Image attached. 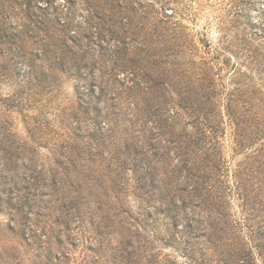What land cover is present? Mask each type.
Listing matches in <instances>:
<instances>
[{
  "label": "trees",
  "instance_id": "obj_1",
  "mask_svg": "<svg viewBox=\"0 0 264 264\" xmlns=\"http://www.w3.org/2000/svg\"><path fill=\"white\" fill-rule=\"evenodd\" d=\"M85 2L99 34L97 48L80 44L75 33L74 51L66 41V37L74 41L67 33L70 22L60 17L51 22L47 7L31 0H0L1 56L14 53L15 48V54L27 59L26 66L41 89L45 84L42 56L50 69L65 71L67 64H75L84 81L77 84L75 145L67 140L62 144L67 166L57 156L54 164L60 167L33 165L24 159L31 145L19 149L13 142L0 144L5 153L0 162V206L12 204L9 228L22 241L30 244L37 239L41 246L43 238L61 231V224L71 229L64 218L73 221L69 216L75 214L78 233L88 230L85 217L97 235L113 233L115 261L121 256L123 264H177L161 254V245L181 251L188 264H257L254 251L264 259V215L255 228L250 211L256 209L259 195L249 184L256 172L253 167L236 168L230 181L221 142L225 116L234 125L239 143L247 136V114L237 113V88L221 104L223 91L213 68L206 60L180 61L193 54V40L169 21L159 22L152 31L143 24L135 30L124 20L128 7L122 1ZM15 5L21 9V29L8 21ZM108 34L114 39L111 48L105 40ZM7 68L0 64V77ZM184 77L196 88L182 84ZM23 94L24 88L14 100ZM40 125L42 121L35 127ZM29 132L40 146L36 129ZM20 166L25 167L22 173ZM130 193L145 201L144 213L130 208ZM234 199L246 212L249 240L238 233L242 223L232 211ZM261 205L264 212V199ZM51 211L56 215L48 230L45 224ZM96 216L102 221L95 222ZM160 217L165 220L163 232L149 229V221L154 224ZM45 257L50 259L48 254Z\"/></svg>",
  "mask_w": 264,
  "mask_h": 264
},
{
  "label": "rangeland",
  "instance_id": "obj_2",
  "mask_svg": "<svg viewBox=\"0 0 264 264\" xmlns=\"http://www.w3.org/2000/svg\"><path fill=\"white\" fill-rule=\"evenodd\" d=\"M20 1L27 2V0ZM31 1L35 5L47 7V17L51 22L55 17H60L63 22H70L67 33L73 36L74 41L68 37L66 41L72 50L75 51V33L80 44L97 48L95 38H99V34L92 27L93 20L89 18L91 11L85 0ZM120 1L128 7V12L123 13L124 20H128L135 30L136 26L143 24L146 29L152 31L159 22L163 23L167 20L171 26L190 36L193 40V54L190 56L185 54L180 61L189 62L190 57L196 63L207 61L208 67L213 68V72L216 73L219 87H222L221 104L225 103L228 92L237 88V113L247 114V136L239 143L238 136L237 140L235 139L234 125L228 120V116H225L226 133L221 138L222 149L226 175L230 181H233L236 168L249 170L253 167L252 169L257 173L254 174L249 185L253 186L251 188L254 189V194L259 195L256 199V209L250 211L253 214L251 221L254 227L258 228L264 215V212L260 211L261 201L263 202L264 199V0ZM14 9L8 21L21 29L19 24L23 22L19 18L21 9L17 5ZM166 14H170L171 17H166ZM105 40L108 47L114 46V39H111L109 34ZM12 51L14 52L12 54L6 52L4 56L0 55V64L8 66V72L0 77V140L3 141L0 144L13 142V145L18 146L19 149L25 143L31 145L24 159L33 165L45 163L48 168L60 167L54 164L57 156L62 160V166H67V152L61 155V152H64L62 144L67 140L70 146L75 145L77 129L75 107L79 100L77 84L82 85L84 81L81 80L80 73L75 72V64H67L65 71L50 69L49 61L42 56L41 69L45 72L43 77L45 84L41 89L37 79L30 74L26 66L27 59L21 54H15V48ZM90 52L95 51L91 49ZM187 78L182 79V84L190 85L191 89H195L196 85L188 82ZM23 88L24 94L19 100H14ZM83 96L89 98L85 94ZM27 103L31 104L30 107L24 106L20 109L21 105ZM247 109L249 111L246 113ZM41 121L42 125L37 129L35 125ZM30 128L36 129V140L41 144L40 146L36 141L33 142ZM4 154L0 146V162L4 160ZM18 170L22 173L25 167L20 166ZM69 174L73 177L72 169ZM49 176L52 175H47ZM1 187L2 185L0 190ZM4 195L8 198L9 193ZM87 196L93 199L94 195H89L87 192ZM10 206L12 204L7 203L0 206V264H123L121 256L115 261L117 255L114 249L116 242L112 240L113 233L109 236L97 235L89 217L82 219L88 228L86 234L75 231L78 220H75V214H71L69 218H73V221L71 219L66 221L67 217L64 218L66 223L71 224V229L67 230L65 224H61V231L54 232V237L50 239L43 238V245L39 246L37 239H32L28 244L20 239L19 233L9 228L12 224ZM38 206L36 203L35 211ZM91 206L94 207V204ZM129 206L135 212L144 213L147 209L145 201L137 198L133 193H130ZM232 206L235 218L242 223L241 226L239 223L241 228L238 233L249 240L243 215L246 212L240 206L238 199H234ZM86 207L88 211L94 210L92 207ZM51 212L52 217L46 218L48 223L45 225L48 230L51 229L50 224L56 215L55 211ZM96 221H102L101 217L96 216ZM164 222L163 217L154 224L149 221V224L151 223L149 229L163 232ZM14 228L17 230V224ZM47 233L51 235L50 231ZM55 236H59L61 240H57ZM48 249H51V252L47 253ZM160 249L163 256L168 255L177 264H188L181 251L166 245H161ZM46 254L50 259L45 257ZM254 254L257 264H264V259L257 254V251H254Z\"/></svg>",
  "mask_w": 264,
  "mask_h": 264
}]
</instances>
